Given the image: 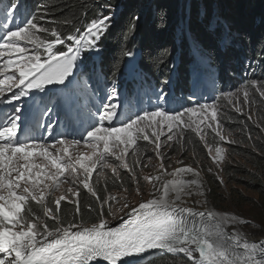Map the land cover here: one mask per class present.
Masks as SVG:
<instances>
[{"label": "snow or ice", "instance_id": "obj_1", "mask_svg": "<svg viewBox=\"0 0 264 264\" xmlns=\"http://www.w3.org/2000/svg\"><path fill=\"white\" fill-rule=\"evenodd\" d=\"M104 7L108 9L107 14L100 13L84 27L83 32L76 29L74 34L66 37H62L55 28L41 27L37 14L31 12L26 14L22 27L11 25L15 30L0 32V57L5 55V51L17 56L16 60H9L6 64L14 65L18 76L6 75L0 80V86L8 84V91L19 89L8 102L18 101L31 90L42 89L48 84H64L73 74L82 51L101 52L100 42L116 16L110 4ZM20 8L21 0H9L3 10L5 17H14ZM43 19L39 16V20ZM136 19L133 18L125 38L134 29ZM49 32L48 38L37 35ZM25 42L33 45L31 52L22 46ZM65 44L66 51L55 48ZM41 48L44 49L43 55L39 51ZM123 56L132 57L133 53L125 51ZM3 71L4 68H0V72ZM249 89H253L264 102V81L257 80L246 82L236 93L224 92L221 96L230 99L242 92L244 103L251 107L256 101L250 99ZM3 94L4 88L0 87V96ZM159 99L163 101L166 98ZM119 107V94L113 80L106 101L97 108L98 119L83 137L90 151L78 152L74 158L70 148L80 145L81 140L61 138L51 145L36 138L20 140L17 136L20 107H16L6 124L0 126V264H130V261L142 259L154 250L165 254H183L192 264H264V239L249 240L247 234L238 228L249 221L234 213L207 208L206 198L193 201L203 204V211L186 206L185 198L206 196L200 172L191 165L169 172L164 162L162 147L177 136L183 140L185 128H192L205 142L210 156L212 146L205 141L206 132L201 125L207 122L206 127L215 133L219 141L228 139L222 134L215 103L181 111L156 106L151 111L135 112L114 127L112 124L119 115ZM197 111L203 120L186 123L183 117L188 115L190 119ZM236 111L242 109L237 107ZM51 112L52 108H47L41 115L50 117ZM248 119L251 120L252 116L249 115ZM106 121L107 127L104 126ZM212 122L216 123V127ZM45 126L51 132L53 124ZM165 128L167 137L162 142ZM141 140L153 145L152 152L158 161L157 171L153 174L140 176L136 172V168L150 166L143 164L139 158L131 165L128 163L129 155L138 156V142ZM50 148L53 151H49ZM224 152L225 149L216 143L213 162L222 160ZM34 153L50 162L54 171L46 165L33 164ZM142 155L149 162L153 159L147 150ZM176 163L179 165L181 161ZM102 169H111L113 186L122 188L124 193L128 188L121 178L120 169L127 170V179L135 185L136 195L141 197L142 179L151 185L150 198L141 199L136 206H132L126 195L108 193L107 185L104 188L107 194H99L90 180L95 172ZM188 174L192 178L185 179ZM217 179L223 183L218 175ZM117 180L119 185H116ZM63 184L68 185L66 189H62ZM80 185L94 199L95 206L93 203L81 204ZM58 191L60 194L53 196ZM32 202L38 208H32ZM62 202L74 206L70 214L63 213ZM84 211L94 222H85ZM113 220L118 221L116 226H112Z\"/></svg>", "mask_w": 264, "mask_h": 264}, {"label": "trees", "instance_id": "obj_2", "mask_svg": "<svg viewBox=\"0 0 264 264\" xmlns=\"http://www.w3.org/2000/svg\"><path fill=\"white\" fill-rule=\"evenodd\" d=\"M139 1L140 0H21L20 9L25 12L36 13L38 23L41 27L48 29L55 28L61 33L62 37H66V35L74 33L76 29H80V31L83 30L84 27L100 13L106 14V8L104 7L106 4H110L112 8H115L116 5H122L123 11H119L118 17L113 21L112 27L105 34L100 44V46L104 47L102 58L104 68L110 71L111 65H119L123 52L131 51L135 46H139V50L142 53V67L150 68L151 72L158 77L159 73L167 69L172 52L175 50H173L175 43L174 41L171 42L172 35L170 31V25L175 15V4L173 1V4L169 5L168 0H155L150 13L143 14L136 31L125 38V34L128 33L129 27L133 23V14L136 13L135 9ZM223 3L224 1L222 0H199L197 3H192V9H201L203 15L207 16L213 14V5L215 4L218 13L230 24L228 30L224 28L219 32L216 30L204 29L199 26L196 27V25H192L191 22L189 24V29L191 32L195 31V40L199 41L197 45L212 49L215 53L214 49L216 48L214 45L216 41L218 39H226L230 43V47L221 59L225 64H230L229 60H231V56L236 57L232 54L234 51H236L238 55H245V57L251 55L252 60L255 62L254 64L258 66L251 73V79H225L224 84L227 86L228 90H235L243 87L246 82L251 80L264 81V0H249L251 6L243 0L241 10L240 8L237 9L234 7L233 13H231L232 10H230L233 4H231V6L227 4L224 5V7ZM42 5L44 7H41ZM242 10L246 11V15L242 13ZM39 16H43L44 19L39 20ZM65 21H67V23H65ZM37 35L48 38L50 32L37 33ZM185 40L186 42L184 43H186V47L181 46L184 51L182 53L183 60L185 59V54L189 53L187 50L190 49V43L186 36ZM213 62H218V58L213 59ZM217 104H220V101H218ZM175 106L176 109L174 110L179 111L180 105L178 104ZM260 111L261 114L254 115L251 120L242 118L233 112H229V116L222 119V126L232 127V130L236 131L237 137L235 145H228V149L226 150L228 156L245 159L252 168L251 172H246V174L241 171L242 167L237 168L238 170H233L232 167L226 163L222 172L230 179H233L230 176L233 173L244 174V177L248 179L246 182L253 188V191L256 193V198L254 199L251 196L246 197L243 195L237 196L235 193L236 190L232 188L230 192L231 202L233 201V207L238 210L246 205V211L250 214L248 215L264 225V136H259L255 127V124H257L255 123V117L258 116V125L261 127V133L264 134V130H262L264 129V107ZM183 136V140H180L179 136H177L178 141L181 143L178 149H182L183 146V150L186 151V153L195 155L194 159L192 158V163L194 165L199 164L203 175L212 186V197L215 201H218L220 196L217 192L219 182L215 180L214 174L208 171V169L211 168L208 156H205L204 159L201 160L198 157L204 156L207 153L204 143L192 128H185ZM249 136H251V139L248 138ZM173 148H176V146L173 145ZM123 180L125 181V187L130 188L131 184L128 180L126 178ZM91 183L96 186L97 192L101 195L106 194L104 192L106 185L108 192L122 189L118 186H113V179L110 178L105 180H95L92 178ZM118 183L117 180L116 185H119ZM224 199L227 201L226 198ZM80 201L82 205L93 203V206H95L94 199L91 198L86 190H81ZM222 202L223 201L220 199L219 203ZM31 207L34 209L38 208L35 202L31 203ZM61 207L64 214H70L74 208L73 205L67 204V202H62ZM83 219L87 223L94 222L89 219V213L87 211L83 212ZM174 259V255L158 254L140 264H170L172 263L171 260Z\"/></svg>", "mask_w": 264, "mask_h": 264}, {"label": "rangeland", "instance_id": "obj_3", "mask_svg": "<svg viewBox=\"0 0 264 264\" xmlns=\"http://www.w3.org/2000/svg\"><path fill=\"white\" fill-rule=\"evenodd\" d=\"M154 1L155 0H140L136 10V13L133 14V18H138L136 19L135 22V27L132 30L131 33H134L137 29V26L139 25V22L142 19L143 14H149L151 11V8L154 6ZM175 4V9H174V17H173V21L171 22L170 25V31H171V42L174 41L175 45L173 46V50L178 47L184 46L186 47V40H185V36L187 37L188 41L190 44H193L194 46V53L197 57V59L200 60H204L203 57L199 54V52L195 49L197 44H199L198 40H195V31L191 32L189 29V24L192 22V25H196V27H202L204 29H211V30H216L221 32L224 28L226 30H228L230 28V24L229 22L222 18L221 15L218 13V9L215 8V4L213 5V9L214 12L211 16H207V15H203V11L201 9H192L191 5L192 3H197L199 0H168L169 5H172L173 2ZM215 1V0H214ZM224 1L223 6L227 5L231 6V4H233L232 7H230L229 9L232 10L231 13L234 12V7L235 8H242V1L243 0H222ZM246 1V3L251 6L249 4V0H244ZM238 2V3H237ZM237 3V4H236ZM203 7V6H201ZM225 7V6H224ZM115 13L116 16L114 17V20L118 17L119 11H123V7L122 5H116L115 8H112ZM126 9V7H125ZM124 9V10H125ZM108 9L106 8L105 13L107 14ZM242 13L245 14L246 11L242 10ZM246 15V14H245ZM207 17V18H206ZM132 23V21H131ZM132 25V24H131ZM227 34V33H226ZM197 35V34H196ZM219 45L220 44H227L226 40H220L218 39ZM225 45H223L225 47ZM169 47V46H168ZM183 49V48H182ZM175 51V50H174ZM174 51L172 52V54L174 53ZM10 56H3L2 60L7 62L9 61ZM209 65L206 64L205 66V70L198 71V69L196 70V72L198 71V73H195L194 76L195 78H200L201 81V88H200V95L201 97H203L206 101H208L210 98L214 97V86H215V80H216V75L214 73V71H210L207 70L209 69ZM199 74H201L199 76ZM0 87L4 88V94H6L7 90H8V84L6 83L5 85H2ZM242 87L238 88L241 89ZM250 90V99H254L256 101L255 104L251 105V107L247 104L244 103V97H243V93L240 92L237 95L232 96L230 99L228 98H219L215 103V105L217 106L218 112H217V120L219 121L220 125H221V130H222V134L225 135L226 137H228V139L226 141H219V138L215 136V133L212 132L211 129H208L206 127V123L204 125H201L202 129L204 132H206L205 135V141L212 146V155H209L208 149L205 148V150H207V153L204 156H198L199 159H204L205 156H208V161L210 162V166L212 171L210 173H213L215 176V180L219 182V186L217 187L218 190L217 192L220 194L219 196V200L221 199L223 202L219 203L218 201H215L214 198L212 197V191H211V184L208 183L207 178L203 175L201 168L199 167V164L194 165L192 163V160L194 159L195 155H191L190 153H186V151L182 150V149H178L179 146L181 145L180 141L178 142L177 137L173 140V141H167V144L165 146L162 147V152L165 153V165L166 168L169 172H171L173 169L177 168V167H181L184 164L187 165H191L194 168H197V170L200 172V176L201 178L205 181L206 185H207V198L209 199V201L211 202L213 208L221 213L227 212V213H234L236 215H240V217H243L245 220L249 221V223L240 225V229L242 231H244L245 233H249L251 236H257V237H253V238H248L249 240H261L264 239V225L259 223L258 221L254 220L251 216H249V212L246 211L247 206L244 205L243 208H241L240 210L236 209L235 207H233V201L231 202V189L234 188L236 190V194L237 196H246V197H253L254 199L256 198V193L253 191V188L250 187V185H248V183L246 181H248V179H246L244 177V174H231V178L230 179L228 177H226L224 175L223 169L225 164L227 163L228 165H230L232 167V169L234 170H238L237 168L242 167L241 171L243 173L246 172H251L252 168L251 166L247 163V160L245 159H240L238 157H231L228 156L227 154V149H228V145L229 144H234L235 145V141L237 140L236 137V131L232 130V127H224L221 124V121L223 118H226L229 116V112H233L238 114L239 116H241L242 118H246L248 119V116L251 115L252 118L254 117V115H260L261 114V109L264 107V102L261 101L259 95L257 93H255V91L253 89H249ZM237 89H235L234 91H232L233 93H236ZM120 92V91H119ZM118 92V93H119ZM136 92V100H134V111L141 109L148 101L152 100L149 99L148 96L143 93L142 95H139L137 93V89L134 88V91ZM220 101V104H217V102ZM165 100L162 101V103H164ZM206 103V102H205ZM204 103V104H205ZM213 104V103H212ZM240 107L242 109V111L237 112L236 108ZM4 108V105H0V109ZM96 116V115H95ZM3 117L4 115H0V126H2V121H3ZM98 119V116H96V120ZM183 119L185 120L186 123H190L191 121H196L197 123H199L201 120H203V116L200 115L199 111H197L196 115H192L191 118L189 119L188 115H185L183 117ZM209 119H210V113H209ZM255 120L257 124H255V127L257 129V132L259 133V136H264L263 133H261V127L257 126L259 124V117H255ZM213 123V127H216V123ZM68 123L66 122L64 125L63 130L66 131V135L62 138L65 139H76V140H81V144L76 146L75 148H70V153L72 154L73 158L77 155L78 152H84L87 153L88 151H90V149L88 147H86V145L83 142V137L86 136V133L84 135H77L74 131V127L72 126H68ZM105 127L108 126V122H105ZM112 126L115 127V125L112 124ZM119 126V125H117ZM195 127V125H193V128ZM88 130H90V127H88ZM165 135H163L161 137V141L164 142L166 141V137H167V129H164ZM79 137V138H78ZM199 137V136H198ZM249 138V137H248ZM61 138L58 139H51V138H42L40 139V142L46 143V144H54L56 140H59ZM230 141H234V142H230ZM203 143H205L204 141H202ZM139 143V149H138V156L137 155H129L127 157L128 163L131 165L133 164V162L139 158L143 164H149V167H145V168H136V172L140 175H146V174H153L157 171V164L158 161L155 159L154 153L152 152V144H149L148 142H145L143 140H141ZM216 143H219L221 147H223L225 149V152L223 153V159L220 160L219 162H213L212 156L215 155V145ZM142 144V145H141ZM170 145V146H168ZM173 145L176 146V148H173ZM62 147V146H61ZM144 150H147V152L153 156V159L151 162H149L147 160V158L142 155V152ZM49 151H53L49 150ZM33 159H32V163L33 164H43L46 165V167L50 170V171H54V169H51V165L50 162L45 161L43 157H38L35 155L34 153ZM193 158V159H192ZM207 159V158H206ZM179 160L181 161V163L178 165L176 163V161ZM110 163H112V161H109ZM20 163H24V161H21ZM118 163V162H117ZM115 166V165H114ZM38 170V169H37ZM120 173H121V178L124 179L128 177V172L125 169H120ZM247 174V173H246ZM217 175L220 177V179L223 181V183L220 182V180L217 179ZM93 179L95 180H105V179H113L112 177V173H111V169H102L99 172H95L93 177ZM92 178L90 180V182L92 181ZM192 178L191 174L187 175L185 177V179H189ZM128 180V179H127ZM118 182L120 183V181L118 180ZM128 182L131 184V182L128 180ZM118 183V184H119ZM68 185L63 184L61 187L62 189H66ZM81 190H86L83 189L82 185H80ZM220 188V190H219ZM140 189L142 192V197L141 196H137L136 192H135V185L131 184V187L128 188L127 193H124L123 189H116V190H112L108 193H115L118 195H126L128 197V202L130 205L132 206H136L139 202H141V199L143 200H147L150 198V192H151V185H149L148 183L144 182L142 179L140 180ZM87 191V190H86ZM59 191L53 193V196L59 195ZM107 194V193H106ZM105 194V195H106ZM224 194V195H223ZM228 197V198H227ZM216 198V197H215ZM227 199V201H225V199ZM236 200V198H235ZM188 207H193L196 210L199 211H203L204 208L202 206V204H198L196 206H192L191 204L186 205ZM246 211V212H245ZM249 214V215H248ZM112 226H116V224L118 223V221L113 220L112 222ZM230 230V229H229ZM173 255V254H165V253H160L159 251H157L155 254L149 253V257L143 259L141 261V259H135L130 261V264H140L142 262H145L146 260H148L150 257L154 256V255ZM174 260H171L172 263L170 264H192V262L190 260H188V258L186 256H184L183 254H177L174 255ZM137 260H139L137 262Z\"/></svg>", "mask_w": 264, "mask_h": 264}, {"label": "bare ground", "instance_id": "obj_4", "mask_svg": "<svg viewBox=\"0 0 264 264\" xmlns=\"http://www.w3.org/2000/svg\"><path fill=\"white\" fill-rule=\"evenodd\" d=\"M133 50L135 51V52H140L141 53V51L139 50V46H135L134 48H133ZM49 150H52L51 148L49 149ZM33 157H35L34 155H33ZM184 165H187V164H184ZM183 165V166H184ZM182 167V166H181ZM189 175V174H188ZM186 177V176H185ZM184 177V178H185ZM200 178H201V176H200ZM201 180L203 181V186H204V188H205V190H206V196L205 197H199V196H194V197H192V198H185L186 199V205H188V204H191L192 206H196V205H198V204H195L193 201L194 200H197V199H199V200H203V199H205L206 198V200H207V208H209V209H213V210H215L214 208H213V206H212V204H211V202L209 201V199L207 198V192H208V190H207V185H206V183H205V181L201 178ZM202 206H203V204H202ZM203 208H204V206H203ZM204 210H205V208H204ZM216 211V210H215ZM218 212V211H217ZM240 227V225L238 226V228ZM240 229V228H239ZM241 230V229H240ZM244 232V231H243ZM245 233V232H244ZM247 234V237L248 238H255V237H257V236H251L249 233H246Z\"/></svg>", "mask_w": 264, "mask_h": 264}, {"label": "water", "instance_id": "obj_5", "mask_svg": "<svg viewBox=\"0 0 264 264\" xmlns=\"http://www.w3.org/2000/svg\"><path fill=\"white\" fill-rule=\"evenodd\" d=\"M240 216V215H239ZM157 251L156 250H154V251H152V254H155ZM147 257H149V254H145V256L141 259V258H137V259H141V261L143 260V259H145V258H147ZM139 260H137V262H138Z\"/></svg>", "mask_w": 264, "mask_h": 264}, {"label": "clouds", "instance_id": "obj_6", "mask_svg": "<svg viewBox=\"0 0 264 264\" xmlns=\"http://www.w3.org/2000/svg\"><path fill=\"white\" fill-rule=\"evenodd\" d=\"M229 62H230V64H232V61L231 60H229ZM230 64H228V66H230ZM231 73H233L232 72V70H229Z\"/></svg>", "mask_w": 264, "mask_h": 264}]
</instances>
